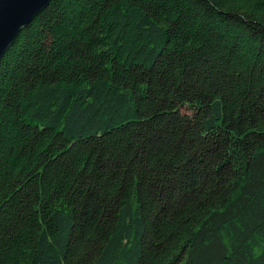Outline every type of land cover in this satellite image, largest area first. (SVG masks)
Returning a JSON list of instances; mask_svg holds the SVG:
<instances>
[{
  "label": "trees",
  "instance_id": "obj_1",
  "mask_svg": "<svg viewBox=\"0 0 264 264\" xmlns=\"http://www.w3.org/2000/svg\"><path fill=\"white\" fill-rule=\"evenodd\" d=\"M0 264H264V0H50L0 58Z\"/></svg>",
  "mask_w": 264,
  "mask_h": 264
},
{
  "label": "water",
  "instance_id": "obj_2",
  "mask_svg": "<svg viewBox=\"0 0 264 264\" xmlns=\"http://www.w3.org/2000/svg\"><path fill=\"white\" fill-rule=\"evenodd\" d=\"M50 0H0V58L31 19Z\"/></svg>",
  "mask_w": 264,
  "mask_h": 264
}]
</instances>
